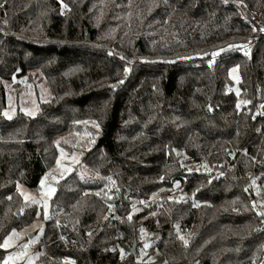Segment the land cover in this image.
<instances>
[{
  "label": "trees",
  "instance_id": "16d2710c",
  "mask_svg": "<svg viewBox=\"0 0 264 264\" xmlns=\"http://www.w3.org/2000/svg\"><path fill=\"white\" fill-rule=\"evenodd\" d=\"M243 1L264 20V0ZM241 16L232 0H0V243L40 211L17 186L38 190L64 149L80 163L56 184L37 264L261 262L264 227L245 187L264 183V37ZM34 71L50 100L35 117L6 118L5 82ZM204 161L219 180L198 171ZM155 191L160 214L133 209ZM178 219L194 224L189 245ZM147 241L153 260L138 263Z\"/></svg>",
  "mask_w": 264,
  "mask_h": 264
},
{
  "label": "rangeland",
  "instance_id": "374dc122",
  "mask_svg": "<svg viewBox=\"0 0 264 264\" xmlns=\"http://www.w3.org/2000/svg\"><path fill=\"white\" fill-rule=\"evenodd\" d=\"M233 69H235V71H233ZM230 77L233 81L234 90L236 93H239L241 74L238 67L235 66L230 70ZM5 86L7 91V105L4 109V113H8L7 116L4 114L6 118H13L20 112L25 115L35 117L39 112L40 104L47 102L51 98V92L46 79H44L40 73L35 71L26 79L20 78L13 80L12 82H5ZM30 112H34L35 115H29L28 113ZM67 138L68 137H66V142L70 144L72 148H76L77 144L81 141L80 138L77 139L75 137H71V140H68ZM58 159L60 160V164L56 165L50 172L55 175V179L50 178L48 175L45 182L47 186L55 189V191L57 182L79 166L80 155L75 151L73 153H69L64 149H60ZM256 190L259 195H264V183L259 184L256 187ZM19 191L20 193L23 192L29 196V199L25 200L22 195L24 201L28 203H35L33 202V198L37 201H42L40 203H35L39 205L40 211L34 221L23 226L21 229H14L16 231V235L11 237L10 246L8 248H4L8 250V253L4 257L2 264H4L5 260L8 261V264H37L38 253L35 251V245L41 240L45 231L46 219L44 216V202L48 205L47 210L49 217L50 201L55 194V191H53L49 196L47 195L48 187H43L41 185L38 190H33L25 185H20ZM37 225H39V227H36ZM12 232L13 230L6 236V238L9 237ZM33 234H35V236L31 238L30 236ZM151 243L147 241L145 244L147 246L144 245L143 247H140L139 254L136 258L138 263L144 260L146 262L153 260V257L147 253L148 247ZM25 245H27V247H25Z\"/></svg>",
  "mask_w": 264,
  "mask_h": 264
},
{
  "label": "built area",
  "instance_id": "2783aa9c",
  "mask_svg": "<svg viewBox=\"0 0 264 264\" xmlns=\"http://www.w3.org/2000/svg\"><path fill=\"white\" fill-rule=\"evenodd\" d=\"M235 4L241 6L242 8V20L253 27L255 31L258 33V39L264 37V20L258 15L255 11L251 9V7L245 3L243 0H232ZM241 50H243L248 56H251V44L244 46ZM263 103H257V111L259 113H263ZM248 151L247 147H242L239 149H231L229 150V157L226 160L224 166L229 167L234 163H238L241 156ZM197 169L199 172L207 173L209 180H219L224 171L222 168H214L207 161L201 162L198 164ZM50 178L54 177L53 173L48 174ZM259 185L258 179H248V183L245 187L247 191L246 194L254 196L253 203H255L254 210L256 213L264 212V195H259L256 187ZM168 197H177L180 200H184L186 202H192L195 208L198 207V203L195 201L194 194L188 191H185L182 188H172L167 193ZM165 198V194L160 191L152 192L149 197L138 200L134 203L133 209L137 208H152L155 214H160L162 212L163 200ZM262 226L264 227V216L260 215ZM121 218V217H120ZM261 226V227H262ZM173 231L178 236L180 241L184 245H189L195 236L194 232V224L185 225L184 222L180 219L174 221L171 225ZM183 237L184 239H181ZM187 241V243H185ZM73 261V260H70ZM251 264H264V255L263 260L261 262H256L253 260Z\"/></svg>",
  "mask_w": 264,
  "mask_h": 264
},
{
  "label": "snow or ice",
  "instance_id": "6c2138e0",
  "mask_svg": "<svg viewBox=\"0 0 264 264\" xmlns=\"http://www.w3.org/2000/svg\"><path fill=\"white\" fill-rule=\"evenodd\" d=\"M231 47V46H230ZM223 51V49H221V52ZM219 53H216V52H214V53H212L211 55L212 56H216V55H218ZM124 71H125V73H127L128 71H129V68H125L124 69ZM233 71H235V69H233ZM120 83H122V81H120ZM113 87H115V85H113ZM238 107H239V105H237ZM6 116L8 115V113L7 112H5L4 113ZM29 115H35V113L34 112H30V113H28ZM97 127H98V125H97ZM56 163H57V165H59L60 164V160L59 159H57V161H56ZM47 176H48V173H46L45 174V177L44 178H42L41 180H40V185L41 186H43V187H48V192H47V195H51V193L53 192V191H55V189H52V188H50L49 186H47L46 185V180H47ZM53 179H55V177H53ZM18 187V190H19V185L17 186ZM245 191H247V189H245ZM21 195H23L24 196V198H25V200H28L29 199V196L27 195V194H25V193H21ZM33 202H35V203H40V202H42V201H37V200H35L34 198H33ZM253 207H255V203H253ZM48 205H47V203L46 202H44V216H45V219H47L48 218ZM37 215H39V213H37ZM258 215H262V216H264V212H262V213H258ZM36 227H39V225H37ZM141 231H143V229H141ZM14 235H16V231L15 230H13V232H12V234L9 236V237H7V238H5L4 239V241H3V243H0V248H8L9 246H10V240H11V237L12 236H14ZM61 239H63V237H61ZM181 239H184L183 237H181ZM185 243H187V241H185ZM145 246H147V245H145ZM25 247H27V245H25ZM19 255V254H18ZM122 255H123V252H122ZM4 264H8V261L7 260H5V262H4Z\"/></svg>",
  "mask_w": 264,
  "mask_h": 264
},
{
  "label": "water",
  "instance_id": "95a60500",
  "mask_svg": "<svg viewBox=\"0 0 264 264\" xmlns=\"http://www.w3.org/2000/svg\"><path fill=\"white\" fill-rule=\"evenodd\" d=\"M35 236V234L31 235L30 237L33 238ZM136 249H137V243H134L133 245V249L132 252L135 254L136 253Z\"/></svg>",
  "mask_w": 264,
  "mask_h": 264
}]
</instances>
